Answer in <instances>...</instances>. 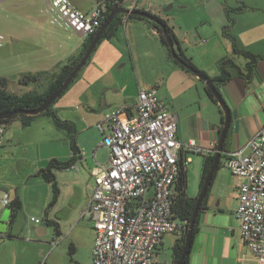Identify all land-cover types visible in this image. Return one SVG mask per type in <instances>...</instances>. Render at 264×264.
Masks as SVG:
<instances>
[{
	"label": "crops",
	"instance_id": "1",
	"mask_svg": "<svg viewBox=\"0 0 264 264\" xmlns=\"http://www.w3.org/2000/svg\"><path fill=\"white\" fill-rule=\"evenodd\" d=\"M71 1L83 12H90L94 8L92 2L82 5L78 0ZM36 4L35 0H0V34L4 37L0 55L2 59L12 60L17 65V73L13 76L16 87L11 86L13 81L3 77L7 78L6 89L18 95L36 91V86L44 84L45 90L61 66L69 58L78 56L86 39L61 24H58L60 28L48 27L37 18V10L42 13V9H37ZM46 4L50 12L48 0ZM160 10L159 17L168 23L176 37L178 51L180 49L189 57L209 79L221 76L220 61L225 58L230 59L241 72L219 85L218 92L231 115L220 160L224 159L226 153L244 146L264 125V6H244L228 31L240 49L259 57L249 77L247 65L250 59L234 50L231 38L223 30L219 27L207 30L204 26L198 31L192 28L183 30L181 25L178 29L169 23L163 9ZM48 11L43 16L51 19L53 15L50 16ZM134 21L126 25L123 34L117 32L111 39L103 40L95 47L62 93L65 104L55 109L52 107L61 120L73 124L75 133L79 131L76 141L79 153L74 155L71 149L62 157L52 152L48 155L39 153V145L66 144L69 141V132L59 127L50 115H38L26 127L17 119L7 127L5 134L3 132L4 136H0V192H7L10 202L18 198L22 205L14 221L8 222L7 231L0 232V264H35L39 258L32 247L44 231L37 226L41 221L35 223L31 219H39L36 216L44 214V218L52 221L49 220L50 210L47 213L52 198L51 185L37 176V172L51 159L65 162L74 156L71 167L53 171L57 187L61 186L55 204L65 203L66 199L76 210L85 206L95 186V180L92 181L95 178L93 169L102 163L97 161L96 150L92 152V158L86 155L82 150L86 144L80 137L87 133L88 126L96 124L97 127L107 111L134 104L140 89L155 87L157 97L177 115L178 140H194L200 148V152L190 154L202 158L215 154L224 120L220 105L210 99L205 82L196 73L182 69L169 59L167 49L162 44L160 75L142 81L132 52V34L137 25H141L136 21L141 20ZM209 22L205 21L202 25ZM196 34L203 38L197 41ZM150 35L159 39L154 27ZM122 69L127 70L123 72ZM25 74H39V85L21 84L19 79ZM123 74L126 75L124 79ZM129 85L133 88L132 92L128 91ZM102 98L105 99L104 108L99 111ZM99 147H103L101 143ZM187 157L191 161V157ZM20 169L23 176L21 172H15ZM219 169L209 188L205 205L199 212L198 233L193 238L187 264H257L241 238L235 215L239 180L229 170L228 174ZM184 173L186 176V169ZM19 185L23 186L21 190ZM25 193L28 200L26 205L30 208L26 211L27 215L23 210ZM81 216H84L83 213ZM166 236L162 238L158 250L164 246ZM51 245L54 247L56 242Z\"/></svg>",
	"mask_w": 264,
	"mask_h": 264
},
{
	"label": "built area",
	"instance_id": "2",
	"mask_svg": "<svg viewBox=\"0 0 264 264\" xmlns=\"http://www.w3.org/2000/svg\"><path fill=\"white\" fill-rule=\"evenodd\" d=\"M152 1L94 0L90 12L71 0H48V6L56 22L87 38L101 26L107 5L159 17ZM4 128L0 124V136ZM97 129L108 158L93 169L95 186L83 211L93 224L92 264H165L157 258L162 238L188 229V222L173 218L174 190L187 156L200 148L194 140H178L177 115L155 87L140 89L134 104L107 111ZM222 163L239 180L235 215L241 238L257 264H264V125ZM9 204L8 193L0 192V212Z\"/></svg>",
	"mask_w": 264,
	"mask_h": 264
},
{
	"label": "rangeland",
	"instance_id": "3",
	"mask_svg": "<svg viewBox=\"0 0 264 264\" xmlns=\"http://www.w3.org/2000/svg\"><path fill=\"white\" fill-rule=\"evenodd\" d=\"M35 1L37 2V9H42V13H39L37 10V18L41 19L45 24H47L48 27L53 26L55 28H60L58 26L59 23L56 22L54 16H52L53 14L48 11L46 0ZM78 1L82 5H87L92 2L95 6L94 0ZM152 5L157 6L159 9L169 8L163 13V15L168 19L169 23L173 24L176 28L181 25L184 27L183 30H189L192 28L193 30L198 31V29L202 26H204V28L207 30H213L217 27L223 30V25L228 24V18L232 17L236 19L238 11L244 6H264V0H157L152 1ZM46 10L48 11V14L52 16L51 19H46V17L43 16ZM134 20H136V18H129L124 14L122 17V23L118 26L115 34H117V32L123 34L125 32L126 25L130 24L131 22H135ZM205 21L210 22L202 25L205 23ZM136 22H141L137 23L141 25H137L138 27L134 29V34H132L134 41L131 39L133 45L132 52L134 53L137 64L136 68L139 77L142 78V81L151 80L160 75L159 60L160 62L163 60L160 51L161 43L159 39H156L150 35L153 25L149 21L141 20ZM25 24H27V22H25ZM196 35L197 41L201 40L200 37L203 38L201 35ZM126 51L129 52L127 46ZM16 68L17 65L12 60H4L0 55V78L5 76L10 79L11 82L13 81L11 85L12 87H16L15 78L13 77L17 73ZM126 70L122 69L123 72ZM124 78H126V75L123 74V79ZM36 85L39 84L37 83ZM44 86L45 84L43 86H36V92H42L44 90ZM128 91H133V88L130 85ZM63 94L52 104L54 109L59 106L62 107L65 104L64 99H62V96H64ZM6 132L7 128L4 129V134ZM86 132L87 133L85 135L80 137V140L82 139V141L86 144V147H83L82 150L85 151L89 158H92V152L96 150L95 152L97 161L102 164L106 163L108 152L105 148L99 147L103 136L98 131L96 124L88 126V128H86ZM78 136L79 131L76 132V141ZM69 142L70 141H68L66 144L59 143L53 145H39L37 148H39V153H45L48 155L52 152L55 155L62 157L70 153ZM34 147L36 148V145ZM189 157H191V161L186 166V193L190 197H196L199 191L203 158L196 154H189ZM222 162L223 159H221L219 170H224L229 174L228 169L224 167ZM15 172L17 174H20V172L22 173L21 169L15 170ZM21 175L23 176V173ZM94 180L95 178L93 177L92 181L94 182ZM21 183L23 184V182ZM20 187L22 188L23 186L19 185V190H21ZM58 189L60 191L61 186L58 187ZM12 193H14V191ZM90 197L88 198L85 206L78 210H76L75 206H71V203H68L66 199L64 200L65 203L55 204V202L54 204H51V198L47 206V213L50 210L49 220H52L57 224L59 234L55 232L54 226L52 224H46V220L48 218H44L46 217L44 214L41 216H38V214L36 216L41 221V223L37 226L39 227V230L44 231V234L39 236L40 238L36 240L37 243L32 247V250L34 252L36 251L39 256L35 264H92L91 254L94 238L93 224L87 216H81L89 202ZM23 201L25 203L23 210L26 212L27 210H30L28 205H26L28 204L26 193L24 194ZM174 241V235H168L164 239V246L159 248L157 251V258L161 262H164L165 264H171L172 245ZM53 242H56L54 247L51 245ZM70 244L74 246V252L72 254L69 253Z\"/></svg>",
	"mask_w": 264,
	"mask_h": 264
},
{
	"label": "trees",
	"instance_id": "4",
	"mask_svg": "<svg viewBox=\"0 0 264 264\" xmlns=\"http://www.w3.org/2000/svg\"><path fill=\"white\" fill-rule=\"evenodd\" d=\"M117 8L118 7L115 4L114 5H112V4L107 5V10L103 16V21L109 16V14L111 12H113ZM123 15L124 14H116L113 17V19L110 21L108 26L103 30L101 37H100V40L97 42V45L101 41L111 39L115 35L116 30L118 29V26L122 23ZM128 17L129 18H136V19H140V20H147L145 18L135 16V15H131V14ZM228 19H229L228 24L224 27L223 33L231 38L233 48L236 52L241 53L250 59L248 65H247V69H248L247 77H249L251 74L252 68L256 64L259 57L257 55L251 54L247 51H244L238 47V45L235 41V38L230 36L229 32H228L230 27L234 23V18L229 17ZM147 21H149V20H147ZM149 22L157 30L160 43L163 46H165V48L167 49V56L175 64H177L182 69H185L187 71H191L193 73L197 72L202 77L209 78L204 72L197 69V67L194 65V63L191 61V59L189 57H187L180 49L177 52L178 58L174 59L170 54V51H169L168 46L165 42V39L162 36L161 30L158 28V26L155 23H153L151 21H149ZM162 22L165 24L167 32L169 33V35L171 37H173V39L177 42L176 37L172 31V28L168 25V23L165 20H162ZM94 34L88 36L84 40L83 45H82V50L78 54V56L69 58L68 61L61 66L59 73L55 76L53 81L49 84V86L42 93H37L36 91H29V92H25V93L20 94V95L15 94V93H11L6 89L7 79L1 77L0 78V113L9 112V111L18 110V109L31 110V109H35V108H38L39 106H41L50 95H52L56 90H58V88L61 86V84L64 82V80L75 69V67L77 66V64L81 60L83 54L87 50L89 43H90L92 37L94 36ZM220 71H221V76L219 78L213 80L217 92L219 91V85L220 84L229 81L232 77H234L236 75L241 74L239 68L237 66H235L230 59H227V58L222 59L220 61ZM19 82L23 85H29L30 83L37 84L39 82V74H36V75L35 74H25L19 79ZM206 91H207L210 99L214 103H217V100L214 98V96L211 94L210 90L207 87H206ZM52 104L49 106V108L47 110L43 111L42 113H40L38 115H50L59 127L64 128L69 132L70 149H71L72 153L75 155V154L79 153V150H78V147L76 144V133H75L73 124L71 122L61 120L57 116L56 112L52 110ZM38 115L18 114V115L12 116L9 119L0 120V124L4 125V127L7 128L13 121L18 119L21 122V125L23 127H26V126L30 125V123ZM213 156L214 155L203 156L202 172H201V177H200V182H199V189L201 188V186L204 182L205 176L207 175L208 171L210 170V167L212 166ZM221 157H222V155H221ZM73 162H74V156L70 160L65 161V162H61V161H58L56 159H51L43 169H41L37 172V176L42 177L45 182H47L51 185V189H52V202H51V204H54L56 202L58 195H59V189L57 187L56 177H55L53 171L54 170L67 169V168L72 166ZM220 163H221V160L219 161L218 169L220 168ZM216 173H217V171L213 175L211 185L215 179ZM208 193H209V190H208ZM208 193H207V196H208ZM207 196L205 197L204 201L202 202V204L200 206V211L203 209V207L205 205ZM196 198H197V196L196 197H190L187 195V193H186V176H185V173H182L177 184H176L174 194H173V206H172L173 218L181 220V221H186L189 223V221L192 217L193 211H194ZM21 207H22L21 201L18 198H15L10 202L9 206L7 207L9 209V221H10V223H12L14 221L16 215L21 210ZM198 221H199V214L196 217V223H195L194 228H193V237L198 233ZM46 224L47 225L52 224L54 226L55 232L57 234H59L58 226L54 221L46 220ZM187 231H188V229H187ZM187 231L183 235L175 238V241L172 245L171 264H175L177 262V260L180 258V255L182 253V249L184 247L185 236L187 234ZM73 252H74V246L70 244L69 245V253L72 254ZM188 255L189 254L186 255V257L183 259L181 264H187Z\"/></svg>",
	"mask_w": 264,
	"mask_h": 264
},
{
	"label": "water",
	"instance_id": "5",
	"mask_svg": "<svg viewBox=\"0 0 264 264\" xmlns=\"http://www.w3.org/2000/svg\"><path fill=\"white\" fill-rule=\"evenodd\" d=\"M167 9H169V8H164L163 11L165 12V11H167ZM116 14H131V15H135V16L145 18V19L155 23L158 26V28L161 30L162 36L165 39V42L168 46V49L170 51L171 56L174 59L178 58L177 52H178L179 47L177 45V42L173 39V37H171L169 35V33L167 32L166 26L162 22V20H160L157 16L151 15V14L144 12V11L134 10V11L129 12L124 8H117L113 12H111L109 14V16L102 22L98 31L92 37V39L89 43V46H88L87 50L85 51V53L83 54L81 60L79 61V63L75 67V69L71 72V74L64 80V82L61 84V86L58 88V90H56L52 95H50L46 99V101L41 106H39L38 108L31 109V110L18 109V110H13V111H9V112H3V113H0V120L9 119L12 116H15L18 114L38 115V114L42 113L43 111L47 110L49 108V106L52 103H54L55 100L65 91V89H67L69 84L73 81V79L76 77V75L80 72V70L85 65V63L89 59L90 55L92 54L93 50L95 49L97 42L100 40V37H101L103 30L108 26V24L110 23V21L113 19V17ZM196 75L205 82L207 88L210 90L211 94L217 100L218 104L221 107V110L223 111L224 120H223L222 128L220 131L218 143H217V148H216L215 154L213 156L212 166L210 167V170L208 171L207 175L205 176L204 182H203V184L199 190V193L197 195L194 211H193L192 217L188 223V231H187V234L185 236L184 247L182 249V253L180 255V258L177 260V262L175 264H181V262L186 257V255L189 254V252H190V249H191V246L193 243V238H194L193 237V228H194V225L196 223V217L200 212V206H201L202 202L204 201L205 197L207 196L213 175L219 167V161H220L221 153L223 151L224 141H225L228 129H229L230 118H231L229 108L227 107V105L225 104L223 99L221 98V95L219 94V92H217L213 80H211L207 77H202L197 72H196ZM104 103H105V99L102 98L99 111H101L104 108ZM8 222H9V209L6 208L0 216V232L5 233L7 231Z\"/></svg>",
	"mask_w": 264,
	"mask_h": 264
},
{
	"label": "flooded vegetation",
	"instance_id": "6",
	"mask_svg": "<svg viewBox=\"0 0 264 264\" xmlns=\"http://www.w3.org/2000/svg\"><path fill=\"white\" fill-rule=\"evenodd\" d=\"M160 20H163L161 17H158Z\"/></svg>",
	"mask_w": 264,
	"mask_h": 264
}]
</instances>
